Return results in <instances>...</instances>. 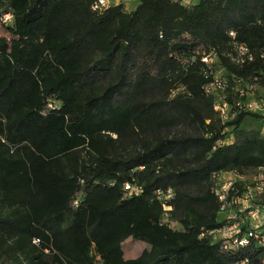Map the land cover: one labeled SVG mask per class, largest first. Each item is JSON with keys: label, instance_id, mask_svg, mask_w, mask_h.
I'll list each match as a JSON object with an SVG mask.
<instances>
[{"label": "trees", "instance_id": "trees-1", "mask_svg": "<svg viewBox=\"0 0 264 264\" xmlns=\"http://www.w3.org/2000/svg\"><path fill=\"white\" fill-rule=\"evenodd\" d=\"M95 1L0 0V264H264L254 241L200 236L222 223L212 174L264 166V131L242 126L260 114L222 121L203 90L219 67L264 86V0ZM128 238L148 252L125 258Z\"/></svg>", "mask_w": 264, "mask_h": 264}, {"label": "built area", "instance_id": "built-area-1", "mask_svg": "<svg viewBox=\"0 0 264 264\" xmlns=\"http://www.w3.org/2000/svg\"><path fill=\"white\" fill-rule=\"evenodd\" d=\"M189 3L190 0H182ZM108 6V0H96L92 10H101ZM12 12L7 11L0 15V22L4 25L11 24ZM229 34L234 36V32ZM229 56L232 61L242 65L253 59V53L243 42H235ZM264 62V48L259 54ZM201 61L206 64L203 70L205 76L216 61L215 52L204 53L201 51ZM222 68L213 71L212 78L204 84L203 90L207 95L214 97L213 109L222 121L233 119L241 111H249L264 115V97L261 99H249V91L244 87L241 79L232 78L234 85L230 87V80L222 74ZM264 90V86L262 87ZM232 90V101L228 96ZM174 94V92H172ZM212 192L218 201V214L222 223L220 226L205 230L200 236L207 235L211 241L218 242L222 249L235 250L244 247L250 241L264 248V166H258L246 173L237 171H220L213 173ZM124 195H137L141 192V186L135 182H127L123 185ZM155 196L161 201L164 217L171 206L167 203L172 197V189L161 187L155 191ZM77 201H75L76 203ZM170 226L174 223L168 222ZM34 241H37L35 239Z\"/></svg>", "mask_w": 264, "mask_h": 264}, {"label": "rangeland", "instance_id": "rangeland-1", "mask_svg": "<svg viewBox=\"0 0 264 264\" xmlns=\"http://www.w3.org/2000/svg\"><path fill=\"white\" fill-rule=\"evenodd\" d=\"M7 35V31L5 27L0 22V36ZM224 72V71H222ZM223 74V73H220ZM244 87L249 91V99H261L264 97V90L262 87L256 86L252 87L250 84L245 83ZM260 114V113H258ZM261 118H254L251 116L245 117V119L242 122V126L245 128H261L264 131V115H261ZM226 134L227 137L232 133V126H227ZM175 224H173L174 226ZM148 243L144 241L139 240H132L131 238H128L123 241L122 243V249L124 253L125 258H138L142 255H145L148 250Z\"/></svg>", "mask_w": 264, "mask_h": 264}, {"label": "crops", "instance_id": "crops-1", "mask_svg": "<svg viewBox=\"0 0 264 264\" xmlns=\"http://www.w3.org/2000/svg\"><path fill=\"white\" fill-rule=\"evenodd\" d=\"M137 2H138L137 0H108V5H115L118 3H122L124 5V8L130 11L137 5ZM232 140H233L232 134L228 135L227 142H232Z\"/></svg>", "mask_w": 264, "mask_h": 264}]
</instances>
